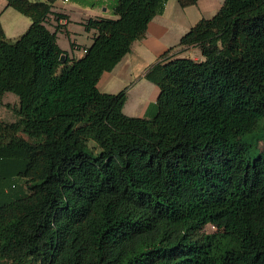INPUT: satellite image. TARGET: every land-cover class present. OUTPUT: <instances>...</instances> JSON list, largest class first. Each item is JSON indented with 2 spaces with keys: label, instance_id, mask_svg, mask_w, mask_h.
<instances>
[{
  "label": "trees",
  "instance_id": "trees-1",
  "mask_svg": "<svg viewBox=\"0 0 264 264\" xmlns=\"http://www.w3.org/2000/svg\"><path fill=\"white\" fill-rule=\"evenodd\" d=\"M167 1L111 0L69 59L44 25L55 0H6L31 25L14 42L0 26V102L18 100L0 121V263L264 264V0H224L179 40L198 59L148 66L145 117L97 88Z\"/></svg>",
  "mask_w": 264,
  "mask_h": 264
},
{
  "label": "crops",
  "instance_id": "crops-1",
  "mask_svg": "<svg viewBox=\"0 0 264 264\" xmlns=\"http://www.w3.org/2000/svg\"><path fill=\"white\" fill-rule=\"evenodd\" d=\"M29 1L40 2L42 0ZM110 2L111 0H55L52 12L44 25L51 33L55 34L58 47L66 53L69 59L81 58L83 56L81 50L89 47L93 42L96 31L85 29L88 20L112 17L108 8ZM223 2L224 0H198L195 5L183 8L176 1L168 0L164 4L162 12L149 22L145 37L133 43L131 51L111 72L102 74L97 83L98 90L101 93L116 94L108 90L116 77H121L123 73L132 77L133 71L129 70H133L135 64L146 63L148 67L170 48H173L171 54L179 53L181 57H186V54L191 51H196L198 54L196 49H180L177 46L179 40L201 19H209L214 16ZM30 25V18L12 8H7L6 0H0V26L8 41H16ZM143 76L144 73L142 78H144ZM131 85H133L132 82ZM157 96L158 94L148 99V103L146 100L142 101V107L139 106L136 113L139 115L137 117H145L147 109L155 103ZM128 98L127 92V101Z\"/></svg>",
  "mask_w": 264,
  "mask_h": 264
},
{
  "label": "rangeland",
  "instance_id": "rangeland-1",
  "mask_svg": "<svg viewBox=\"0 0 264 264\" xmlns=\"http://www.w3.org/2000/svg\"><path fill=\"white\" fill-rule=\"evenodd\" d=\"M82 52V50H81ZM186 56L197 59L199 54L196 51H191L186 54ZM132 77H128L124 73L121 74V77H116L114 82L110 84L108 90L112 93H118L119 91L130 86L131 82L133 85L128 87V101L126 103V107L124 109V114L127 116L137 117L136 113L138 112V107L142 105V101L151 97H154L158 94V89L156 85L142 78V74L147 69L146 63L135 64L132 68ZM127 72V71H126ZM125 72V73H126ZM18 107V100L16 96L11 93H6L3 95L2 101L0 102V121L5 123H13L17 120L16 109ZM142 107V106H141ZM254 147V141L252 139L249 140ZM256 148L255 150L261 152L264 148V135L259 134L256 137ZM203 231L206 233H211L214 231V228L210 225H207L203 228ZM4 264V263H0Z\"/></svg>",
  "mask_w": 264,
  "mask_h": 264
},
{
  "label": "water",
  "instance_id": "water-1",
  "mask_svg": "<svg viewBox=\"0 0 264 264\" xmlns=\"http://www.w3.org/2000/svg\"><path fill=\"white\" fill-rule=\"evenodd\" d=\"M65 60V56L63 55L60 59L61 62H63Z\"/></svg>",
  "mask_w": 264,
  "mask_h": 264
},
{
  "label": "built area",
  "instance_id": "built-area-1",
  "mask_svg": "<svg viewBox=\"0 0 264 264\" xmlns=\"http://www.w3.org/2000/svg\"><path fill=\"white\" fill-rule=\"evenodd\" d=\"M82 53H86V50H85V49H83V50H82Z\"/></svg>",
  "mask_w": 264,
  "mask_h": 264
}]
</instances>
